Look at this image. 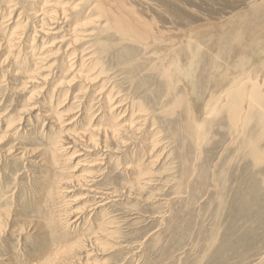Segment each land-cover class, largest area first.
I'll list each match as a JSON object with an SVG mask.
<instances>
[{
	"label": "rangeland",
	"instance_id": "obj_1",
	"mask_svg": "<svg viewBox=\"0 0 264 264\" xmlns=\"http://www.w3.org/2000/svg\"><path fill=\"white\" fill-rule=\"evenodd\" d=\"M126 1L0 0V264H264V0ZM54 142L113 198L41 205Z\"/></svg>",
	"mask_w": 264,
	"mask_h": 264
},
{
	"label": "bare ground",
	"instance_id": "obj_2",
	"mask_svg": "<svg viewBox=\"0 0 264 264\" xmlns=\"http://www.w3.org/2000/svg\"><path fill=\"white\" fill-rule=\"evenodd\" d=\"M116 1L127 2L126 0H116ZM96 2H98L97 8L102 11V14L104 16H106V17H109V16H107V14L103 10L106 9V6H105L106 3L107 4L108 3H113V0H96ZM44 3H46V2L44 1ZM123 12L124 11L120 12V14L122 13L121 14L122 18L115 17V14L113 15V26L117 29V31L121 35L129 36V37L130 36L133 37V35H134L135 38L142 39V40L147 39L149 36L158 37L157 35H158V32L160 31L159 27H158V30H157L156 26H150L148 28V27H146L144 25L145 27L141 28L140 25H142V24H140V23L137 24L136 22H133L127 16V14H123ZM109 20H111L110 17H109ZM164 32H166V31H164ZM164 32L162 33V36L165 35ZM167 34H168V32H167ZM236 90L237 91L235 92V94H232L229 97L228 103L226 101V104L232 109V111L230 112L229 116L232 118L233 126L236 129H238L240 127L241 122H242L241 111L239 109H240L241 101L243 100V98H242L243 93H242V90H238V89H236ZM225 100H227V98ZM110 128H111L110 129L111 132L108 131V132L105 133V135H106V137L108 139H109L110 135H113L116 132H118V130L113 131V129H112V128H116V126L110 127ZM236 134H238V132H236ZM94 139H95V137L91 136L88 140H90V143H92V142L95 143ZM55 148H56V146H55V142H54L53 145H52V150L53 151H48V153L45 156L44 166H45L46 171H47V173H46L47 178L44 176V178H42L40 180L41 183L44 182V184H45V188H44L43 192L41 193V197H40V204L41 205L44 204L45 206L46 205L50 206L53 203V199H56V198H52V197L54 195L57 196V194H59V193L60 194L61 193L64 194V192H69L70 191L68 194H71V193H73V191H79V190H83L82 193H86V195L87 194L89 195L90 193H94L95 196L94 197L92 196L93 197V201L100 200L101 199V195H104V197L106 195L107 196V200L113 198V192L104 194L103 191L105 190V188L99 187L101 185L99 183L107 178V173H103L102 174L103 178L101 180L98 179V176H93V174L89 173V172L88 173H83L81 175H76V176L75 175H70L69 173L66 172V170L69 169V167L67 165H66L67 167L65 166V168H64L63 164L58 163L59 160H58V162L54 160L53 155L54 156L56 155L55 154V151H56ZM144 167H145L144 165H142V164L140 165V167H139L140 171L138 173V179L139 178L143 179L142 178L143 175H146L144 173L145 171L143 170ZM126 171H129V169H126ZM104 201L105 200H101L100 201L101 203L97 202V205H99L100 209H101V207H104V206H106V204L110 203V202L109 203H103ZM6 218H9V215L7 213H0V231L1 232L3 231L4 228H6V227H4V226H6L5 225V219ZM7 220L9 221V219H7ZM74 222H77V221H74ZM25 223L23 225H25ZM112 224H113V222H112L111 219L107 220L104 217L102 219V221L100 222V224H98L97 226L95 225L96 228L94 227L96 229V233H95L96 236L100 237L101 239L105 238V237H108V238L111 237L112 232H109V229L111 227H109L108 225L112 226ZM23 225L21 226V228L18 227L19 228L18 230H23V227H24ZM108 227H109V229H107ZM36 228L38 230H42L41 225L39 227V223L36 225ZM24 229L26 230V228H24ZM90 229H93V227L90 228ZM45 233L47 234L46 236H49V234L52 233V231L50 230L49 227H45ZM92 233L93 232L88 230L87 234H83V235H85L84 237H82V238L78 237V238H76L77 240L74 238L72 243L73 244L75 243L76 245H80L79 247H81V242L85 241L84 240L85 238H89V236L92 235ZM78 236H81V235H78ZM71 238H68L66 241H69ZM46 239H48V238H46ZM48 243H49V241H48ZM97 243H98V240H97ZM76 245L74 247L76 249L79 248V247H76ZM97 245H100V243L97 244ZM50 255L52 257L53 253L50 254ZM57 255H59V254H57ZM45 256H47L46 253L44 254V257ZM50 258L48 259L49 263H50V260H51ZM47 263H48V261H47ZM53 263H55V262H53Z\"/></svg>",
	"mask_w": 264,
	"mask_h": 264
}]
</instances>
